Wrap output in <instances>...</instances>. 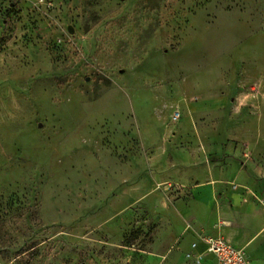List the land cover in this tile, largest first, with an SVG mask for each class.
<instances>
[{"label": "rangeland", "instance_id": "rangeland-1", "mask_svg": "<svg viewBox=\"0 0 264 264\" xmlns=\"http://www.w3.org/2000/svg\"><path fill=\"white\" fill-rule=\"evenodd\" d=\"M224 232L264 264V0H0V264H210Z\"/></svg>", "mask_w": 264, "mask_h": 264}, {"label": "built area", "instance_id": "built-area-1", "mask_svg": "<svg viewBox=\"0 0 264 264\" xmlns=\"http://www.w3.org/2000/svg\"><path fill=\"white\" fill-rule=\"evenodd\" d=\"M204 244L215 264H248L245 253L232 247L222 238H210L205 240Z\"/></svg>", "mask_w": 264, "mask_h": 264}, {"label": "crops", "instance_id": "crops-1", "mask_svg": "<svg viewBox=\"0 0 264 264\" xmlns=\"http://www.w3.org/2000/svg\"><path fill=\"white\" fill-rule=\"evenodd\" d=\"M184 216H186L185 213L182 214ZM186 218V217H185ZM224 237H225V241L230 244L232 247H235L236 249L243 248V246H245V244L247 243V235L245 233L242 232H237V234H234L233 236L230 235L229 233L227 234L226 232H224ZM202 249H204V251H206V255L209 259V263L210 264H215L214 263V258L207 253V248L205 247V244L201 245ZM247 259V258H246ZM248 262V260H247ZM248 264H250V262H248Z\"/></svg>", "mask_w": 264, "mask_h": 264}, {"label": "water", "instance_id": "water-1", "mask_svg": "<svg viewBox=\"0 0 264 264\" xmlns=\"http://www.w3.org/2000/svg\"><path fill=\"white\" fill-rule=\"evenodd\" d=\"M68 31H69L70 33H72V29H71V28H69Z\"/></svg>", "mask_w": 264, "mask_h": 264}]
</instances>
